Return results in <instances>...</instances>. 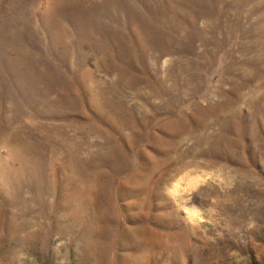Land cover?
Wrapping results in <instances>:
<instances>
[{
	"label": "rangeland",
	"instance_id": "rangeland-1",
	"mask_svg": "<svg viewBox=\"0 0 264 264\" xmlns=\"http://www.w3.org/2000/svg\"><path fill=\"white\" fill-rule=\"evenodd\" d=\"M0 264H264V0H0Z\"/></svg>",
	"mask_w": 264,
	"mask_h": 264
}]
</instances>
